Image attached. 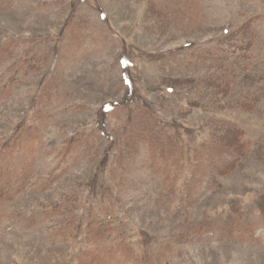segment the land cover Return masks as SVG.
I'll use <instances>...</instances> for the list:
<instances>
[{
  "label": "rangeland",
  "instance_id": "1",
  "mask_svg": "<svg viewBox=\"0 0 264 264\" xmlns=\"http://www.w3.org/2000/svg\"><path fill=\"white\" fill-rule=\"evenodd\" d=\"M0 264H264V0H0Z\"/></svg>",
  "mask_w": 264,
  "mask_h": 264
},
{
  "label": "trees",
  "instance_id": "2",
  "mask_svg": "<svg viewBox=\"0 0 264 264\" xmlns=\"http://www.w3.org/2000/svg\"><path fill=\"white\" fill-rule=\"evenodd\" d=\"M125 67H127V65H125ZM127 82L131 83V81H129V80H128ZM126 85H127V83H126ZM106 111H107V110H106ZM106 111H105V113H106Z\"/></svg>",
  "mask_w": 264,
  "mask_h": 264
}]
</instances>
